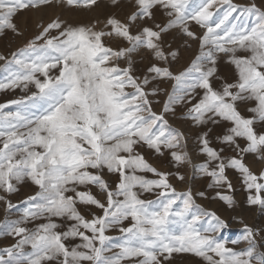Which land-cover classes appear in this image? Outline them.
<instances>
[{
  "label": "snow or ice",
  "instance_id": "snow-or-ice-1",
  "mask_svg": "<svg viewBox=\"0 0 264 264\" xmlns=\"http://www.w3.org/2000/svg\"><path fill=\"white\" fill-rule=\"evenodd\" d=\"M122 2L110 0L115 9ZM51 4L0 0V33L22 35L16 17ZM64 4L101 6L100 0ZM129 6L123 19L109 11L102 23L69 25L57 16L38 25L23 47L0 54L10 73L0 90L24 93L0 103L6 211L0 228L16 240L0 248V264H173L177 254L205 264H264L257 229L244 224L247 247H229L219 234L230 221L197 205L190 190L178 192L172 173L146 159L148 151L168 157L175 178L184 181L180 168L198 153L203 160L193 166L210 179L217 198L235 204L216 191H232L235 173L250 193L248 204L264 209V169H254L264 164V0H130ZM169 36L198 47L183 70H174L182 50ZM139 52L149 61L143 72L133 60ZM222 61L234 66L235 80L221 76ZM169 81L171 92L163 86ZM161 95L166 100L158 113L154 102ZM177 106L186 109L191 136L166 119ZM28 181L37 190L22 202V215L8 219L17 207L9 197ZM196 196L212 198L204 191ZM37 219L44 222L30 229Z\"/></svg>",
  "mask_w": 264,
  "mask_h": 264
},
{
  "label": "rangeland",
  "instance_id": "rangeland-1",
  "mask_svg": "<svg viewBox=\"0 0 264 264\" xmlns=\"http://www.w3.org/2000/svg\"><path fill=\"white\" fill-rule=\"evenodd\" d=\"M100 2V8L94 10L68 9L64 4V0H52V4L50 7L42 6L38 8H27L24 12L20 13L18 15L19 17L17 16L15 20L16 26L18 27L22 35L17 36L10 31L0 33V54L10 55L11 52L15 51L20 47H23L28 40L34 37L41 30L38 25L43 24L46 26L57 16H61L63 18V21L68 23L69 25L92 24L95 22V20H100L102 23L104 14L109 11L115 12L121 17V19H123L128 12L132 11V8L129 6L130 0H123L121 9H115L111 5L110 0H100ZM236 2L244 3L246 2V0H236ZM157 18L158 20L160 19L159 14H157ZM253 22L254 18L249 20V24H252ZM100 26L101 24L95 25V27L97 28H99ZM53 35H55V33H53ZM168 40L169 42L171 41L174 44L179 45L180 49L182 50V55L179 59V63H176L174 65V70H183V67L188 64L187 62H190V60L194 59L195 56L199 54L197 45L191 41H188L187 44H185L183 41L179 40L175 36H169ZM146 57V54L143 52H139L133 56V60L135 61L139 72H143L145 67L149 63L148 58ZM3 64L4 62L0 61V82H5L10 74L3 68ZM124 66L126 65L121 64V67ZM218 68L222 77L230 80H235L237 75L236 70L234 66L228 64L227 61L220 62ZM55 74L56 73L54 72L53 75ZM173 83L174 82L171 81L170 83L169 81L163 86L167 88L169 92H171ZM23 94L24 93L19 89L15 91L0 90V103L11 99H17ZM156 100L161 101V103L154 102L153 110L160 112L163 110L162 102L166 100V97L161 95L157 97ZM185 112L186 109L181 106H177L175 114L167 115L166 119H168V122H170L169 125L171 127L176 128L180 131H187L189 136H191V133L195 131V129L192 128L190 121L186 119ZM193 149L194 144L190 141L187 150L189 152H192ZM146 159L149 161V163H151L160 171L172 173L173 178L170 179V183H172L173 187H175L178 192H186L190 190L193 194V197L195 198V203L197 205L207 211L216 212L225 220L230 221L229 227L219 234L222 240L228 242L229 247H234L237 250H242L247 247V242L242 240V229L244 227V224H247L258 230L256 235L257 251L264 253V209H262L259 205L253 206L248 204L247 198L250 193L241 184L240 179L235 175V173L231 174V179L233 180L234 185L232 191H227L225 189H216V191L225 192L226 194L233 197L235 204L233 206H229L227 202L216 197L215 191L208 188V184L211 182L210 179L201 174L199 169L193 166L194 164L198 165L203 160V157L200 156L198 153L195 155L193 163L186 164L180 168V174L183 175L185 178L184 181H180L175 178L176 169L175 166L170 163L168 157H162L155 152L148 151L146 152ZM249 159L252 158L249 157ZM254 169L257 171H259L260 169H264V164L257 162L254 164ZM147 178H155V176L151 173H148ZM36 190V186L33 185L31 181H28L20 187V191L18 194H15L14 200L13 195L10 196L9 199L14 205H17V207L13 209V211L10 213V215L7 216V218L11 220L18 219L22 215L24 210V205L22 202L26 199L27 196L33 195ZM201 191L209 193L212 198L208 199L197 197L196 194ZM142 198L154 199V196L145 194ZM241 202L243 204V207H241L240 205ZM244 202L246 203L244 204ZM97 214H99L98 211ZM5 220V207L4 204L0 202V222H4ZM5 231L6 230L4 228H0V248L7 247L16 242V240L12 236L5 235ZM118 235L119 233L110 236ZM234 240L239 242L233 244L232 241ZM180 257L186 260L187 263L188 261L190 262L191 260L195 259V257L190 254H180ZM199 264H205V262L201 259L199 260Z\"/></svg>",
  "mask_w": 264,
  "mask_h": 264
},
{
  "label": "bare ground",
  "instance_id": "bare-ground-1",
  "mask_svg": "<svg viewBox=\"0 0 264 264\" xmlns=\"http://www.w3.org/2000/svg\"><path fill=\"white\" fill-rule=\"evenodd\" d=\"M243 3V2H242ZM66 14V13H65ZM19 17V16H18ZM66 20V19H65ZM51 21V20H50ZM22 41V40H21ZM171 42V41H170ZM22 43V42H21ZM147 58V57H146ZM187 63H189V62H187ZM184 68V67H183ZM182 69V68H181ZM180 69H177V70H175V71H179ZM224 75V74H223ZM222 76V75H221ZM230 80V79H229ZM170 83H171V81H170ZM160 110V109H159ZM159 113V112H158ZM170 123V122H169ZM237 183V182H236ZM238 184V183H237ZM237 188V187H236ZM92 191L95 193L96 191H97V189L95 188V187H93L92 188ZM239 192H242V191H239ZM244 192H246V191H244ZM235 196V195H234ZM15 197V195H13V200L15 199L14 198ZM243 197V196H242ZM101 199H103V197H100ZM199 200V199H198ZM242 201V200H241ZM246 202H244V204H245ZM240 205H241V207H243V204H242V202L240 203ZM216 206V205H215ZM5 207V206H4ZM213 207V206H212ZM215 208V207H214ZM217 211V210H216ZM219 211V210H218ZM247 212V211H246ZM223 214V213H222ZM248 214V213H247ZM44 221L42 220V219H37V220H35V221H33V222H31V223H29L27 226L31 229V228H35L36 226H38L40 223H43ZM57 223H60V221L59 220H57ZM108 235H114V234H118V232L117 231H109L108 233H107ZM78 243H80V240L79 239H77V240H73L72 241V244L73 245H75V244H78ZM183 256V255H182ZM184 258V257H183ZM190 259V258H189ZM199 260H201L200 258H198V257H195V259H193V260H191L190 262L188 261V263L186 262V260H184V259H182L181 257H180V254L178 255H175V257H174V260H173V264H199Z\"/></svg>",
  "mask_w": 264,
  "mask_h": 264
}]
</instances>
